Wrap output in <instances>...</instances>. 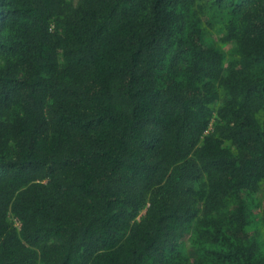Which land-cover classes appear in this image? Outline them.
I'll return each mask as SVG.
<instances>
[{"label":"trees","instance_id":"obj_1","mask_svg":"<svg viewBox=\"0 0 264 264\" xmlns=\"http://www.w3.org/2000/svg\"><path fill=\"white\" fill-rule=\"evenodd\" d=\"M261 192L264 0H0V264H264Z\"/></svg>","mask_w":264,"mask_h":264},{"label":"rangeland","instance_id":"obj_2","mask_svg":"<svg viewBox=\"0 0 264 264\" xmlns=\"http://www.w3.org/2000/svg\"><path fill=\"white\" fill-rule=\"evenodd\" d=\"M260 194V208L264 209V192H261ZM181 241L186 245L187 249L190 248L191 238L188 235L183 234Z\"/></svg>","mask_w":264,"mask_h":264}]
</instances>
